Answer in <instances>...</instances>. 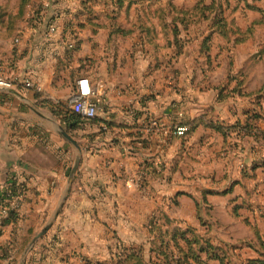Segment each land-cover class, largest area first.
<instances>
[{
  "label": "crops",
  "instance_id": "0c3cea01",
  "mask_svg": "<svg viewBox=\"0 0 264 264\" xmlns=\"http://www.w3.org/2000/svg\"><path fill=\"white\" fill-rule=\"evenodd\" d=\"M22 2L0 0V79L24 96L0 91V222L8 212L2 207L4 187L12 180L27 185L18 206L19 217L0 233V264H18L23 242L31 241L53 216L77 156L64 131L81 145L82 160L61 212L29 252L27 264H111L126 247L143 249V168L151 175L155 171L159 180L173 168L178 181L172 190L176 195H192L193 183L188 178L197 181L198 177L188 166L181 169L184 161L188 165L193 158L204 159L208 147L203 145L214 144L228 157L241 149L243 144L234 148L235 153L228 152L225 137L200 125L187 135L193 141L186 150L189 141L177 133L174 116L164 132H159L163 126L148 132L143 128V110L145 116L153 115L149 111L164 116L167 109L150 110L151 100L143 101L149 95L143 86L154 79L156 68L168 56L171 61H188L197 50L200 67L206 69L230 49L229 42L216 35L212 59L206 63L199 51L202 36L208 32L205 21L188 32L183 29L184 53L175 56L174 44L164 38L168 33L166 38L173 40L175 24L168 4L182 5L175 0H127L123 7L116 0H28L21 11ZM241 15L247 19L245 27L239 23ZM258 16L247 9L236 14L243 29ZM24 19L21 26L15 23L14 29H8L11 20ZM230 43L234 47L246 44ZM81 79L93 90L98 113L68 124L53 110L59 102L71 100ZM27 81L33 86H27ZM246 84L255 90L248 81ZM223 87L227 83L213 93L219 96ZM216 99L215 95L207 104L213 105ZM207 104L204 112L189 119L202 116ZM211 135L219 143H213ZM161 136H167L168 143ZM181 141L185 144L182 151L186 150L182 155ZM247 141L250 144L245 148L264 147L250 136ZM143 160L149 163L143 164ZM249 163L246 157L244 167ZM180 178H186L183 185L188 189L178 188Z\"/></svg>",
  "mask_w": 264,
  "mask_h": 264
},
{
  "label": "rangeland",
  "instance_id": "374dc122",
  "mask_svg": "<svg viewBox=\"0 0 264 264\" xmlns=\"http://www.w3.org/2000/svg\"><path fill=\"white\" fill-rule=\"evenodd\" d=\"M175 1L182 4L181 6H190L194 0ZM253 2L264 7V0H253ZM25 21L26 19L12 20V27L10 29L15 28V23L21 26V23ZM28 22L31 25L32 20H28ZM239 23L243 27L246 26L247 19L245 15L239 16ZM168 35L167 33L164 36L167 42H169L168 38H166ZM222 43L226 44L225 41H222ZM263 44L264 29L258 32L255 39L250 40L246 44L234 47V45L229 43L228 48L230 49L226 50L219 59L215 60L206 69L205 67H200V63L196 57V54H198L197 50L196 54H192L193 56L188 61H177L176 59L171 61L168 56L167 60H165L166 63H162L161 67L156 68L154 79L144 84V92L149 95L143 101L151 100L147 108L155 110L156 108L162 109L163 107H167L164 111V116L160 113V116L155 115L158 113L155 111H149L153 112V115H149L148 113L145 116L143 110V128L145 132L150 131L151 128L152 130H157L161 126L164 128L160 129L159 132H164L165 129L170 128L169 124L171 118L174 116L175 124H179L177 133L183 135L181 136V138H184L183 140L189 141L187 150L191 147L190 142L192 137L188 140L187 134H182L181 125L192 122L193 119H189L191 116L194 117L196 114L204 112L207 102L209 103L211 98H214L216 95V101L211 103L213 105L207 104L205 113L210 107H215L216 114L220 118L225 119L230 124L236 125L240 122L239 128L243 127V129L232 131L229 139L225 141L227 142L228 152L235 153L234 148L239 147V144L243 145L241 149L237 150L234 157H228L222 149H215L214 144L203 145L208 147L204 151V153H207L204 159L193 158L189 161L188 165L184 161L181 169L184 168L186 170L188 166L191 170L196 171L198 177L197 181H191L188 178V182L193 183L191 190L194 193H191L192 195H176L172 190V184L178 181L173 175V168L168 169L167 177H164L162 180L156 177L155 171L151 175L148 172H144L145 168H143V246L146 249L151 248V256L143 259V264H168L167 259L158 253V249L155 247V251H153L151 247L152 244L153 246L155 245L153 243L155 236L151 234L150 221L154 217H159L161 222H165L164 214H167L172 219L170 223L166 221V225H172L175 229L193 228L201 234V238L210 239L214 245L222 248L224 261L208 259V264H248L249 260L260 258V251L262 249L255 236L254 229L246 224L244 216L248 217L254 225L260 227L264 237V170L259 169L257 177L251 180H246L243 172L244 170H250L251 172L252 163L260 160V155H264V147L259 146L258 148L251 147L248 149L245 146H249L250 141L244 142L247 136L254 139V134L264 129V121L258 118L247 121L245 120L247 116L244 112L254 109V112L260 113L263 112L264 106L260 108L257 103L258 99L256 98L248 99L246 96L237 94L223 100L213 92L219 91L216 87L226 83V92L229 90L233 91L241 83L239 79L240 81L245 79V74L251 89L258 90L262 88L264 86V58L262 57V60L259 58V61L254 62L252 60L254 58L251 57L250 59L249 57L258 51L259 47ZM195 46V43H193L192 48H195ZM200 62H203L202 59ZM175 66L179 67L176 68ZM242 70L244 74H241ZM74 96L71 97V100H73ZM71 100H67V102ZM164 117L165 119L162 121ZM156 124H159V126L156 127ZM247 124L248 128H251V132L244 129ZM215 134L224 137L220 133L216 132ZM210 137L213 143L215 141L219 143L212 135ZM161 138L165 139L168 143L167 136H161ZM179 145L182 155L186 151H182L185 144L181 141ZM194 146L198 149L197 151L203 153L202 147L195 144ZM169 150L170 145L165 152L169 154ZM246 157L250 163L244 167ZM145 163L149 162L143 160V164ZM155 165L154 163L153 166ZM183 175H185L184 171L181 172V176ZM241 175V179L236 180H242L243 183L247 184L248 189L253 192L252 200L248 199V202L244 201L247 187L244 188L237 185L227 195L212 192L208 194L207 198L204 196L205 192H202L204 188H208L214 192L225 189L230 190L232 183L236 181L234 179ZM179 181L180 186L178 188L188 189L187 185H183L187 184L186 178H180ZM236 204L243 205L241 209L242 217H236L232 214V209ZM203 220L207 221V224L203 223ZM29 242L28 239L23 242L19 252L23 253ZM8 248V246L4 247V249Z\"/></svg>",
  "mask_w": 264,
  "mask_h": 264
},
{
  "label": "trees",
  "instance_id": "16d2710c",
  "mask_svg": "<svg viewBox=\"0 0 264 264\" xmlns=\"http://www.w3.org/2000/svg\"><path fill=\"white\" fill-rule=\"evenodd\" d=\"M127 0H116L117 6L123 7L126 5ZM146 1V0H145ZM153 1V0H151ZM28 0H23L20 9L23 10L24 5ZM241 9H247L258 13L259 16L256 17L251 24L243 29L239 25L236 14ZM168 11L172 12V21L175 26L173 28V40L169 43H173L175 46L174 55L181 56L184 53V41L180 35L182 34L183 29L188 32L196 24H202L206 21L207 34H204L201 39L200 46V55L204 58V61L209 64L211 61L213 52H214V41L216 35L221 36L227 42H234L235 45L246 43L251 39H255L258 35V32L264 29V7L251 2L250 0H198L193 7L187 6H177L173 2H169ZM12 20L10 21V24ZM12 26H9L10 29ZM157 37V34L148 33ZM167 34V33H165ZM150 37V36H149ZM194 39H196L194 37ZM264 58V44L260 46L258 51L253 55V58ZM241 74H244V71H241ZM245 79H243L238 86H236L233 91H227V87H223L219 98L226 100L232 95L246 96L250 99H258V106L263 108L264 103V86L258 90H250L248 88L246 74ZM236 93V94H235ZM56 110H53L57 116L63 118L68 124H73L82 119V117L73 111L70 107L69 101L59 102L56 104ZM247 118L245 120L258 118L264 121V109L263 112L256 113L254 109L244 112ZM200 125L205 127H211L217 132H220L225 137V140L229 139V135L234 130L243 129L239 128L240 122L238 124H230L225 119L220 118L216 114L215 107H210L208 111L196 118L192 123H185L181 126H184V133L191 136L193 131H195ZM73 126V125H72ZM244 129L251 132V128L247 126ZM183 133V134H184ZM254 139L264 143V129L258 131L254 134ZM225 143H227L225 141ZM250 170H244V178L251 179L255 178L258 175V171L261 168H264V156L257 161H254L251 165ZM235 185H241L244 188L247 187L246 183H243L242 180H236L232 183V188L230 190L222 191H213L210 189H205L204 196H208L210 193H219L221 195H227L234 190ZM26 184L19 182L18 180H12L9 185L10 191L6 188L3 190V199L2 207H7L8 212L0 222V233L4 226L8 223L15 221L19 217V208L16 205H12L13 195L19 194L26 188ZM203 192V193H204ZM253 192L250 191L247 187L245 193L244 201L251 200ZM249 199V200H248ZM243 205L236 204L232 209V214L236 217H242L241 209ZM165 222H161L159 217H154L150 221V228L152 235L155 236L153 243L155 244L152 249L155 251L158 249V253L162 254L166 259L168 264H208V259L224 261L222 256V248L214 245L210 239L201 238L200 233H198L193 228H173L172 225H166L167 223L172 222V219L167 214H164ZM244 221L247 225L252 227L255 231V236L258 240V243L261 247L260 258H255L249 260L248 264H264V237L262 231L258 225H254L248 217L244 216ZM203 223L207 224V221L203 220ZM125 249V250H124ZM123 251L119 252L115 260L111 264H143V259L149 258L151 256L150 249H146L143 246L141 249L138 246L126 247ZM152 251V252H153ZM143 255V257H142ZM226 256V254L224 253ZM133 261V262H132ZM94 264H110V263H94Z\"/></svg>",
  "mask_w": 264,
  "mask_h": 264
},
{
  "label": "water",
  "instance_id": "95a60500",
  "mask_svg": "<svg viewBox=\"0 0 264 264\" xmlns=\"http://www.w3.org/2000/svg\"><path fill=\"white\" fill-rule=\"evenodd\" d=\"M0 91L2 92H8L11 94H14L18 97H24L23 94H21L19 91H17L16 89L12 88L10 85H5V84H0ZM35 108V107H34ZM36 109V108H35ZM37 110V109H36ZM37 112L39 114H41L40 111L37 110ZM63 136L65 139H67L74 147L75 150L77 151V156L75 158L74 164L71 168V171L69 173V178L67 181V185L65 187V190L55 208V211L53 213V216L51 218V220L43 227V229L38 232L30 241V243L28 244V246L25 248L24 252L21 254V256L18 259V264H27V259H28V254L31 251V249L33 248V246L47 233L48 229L53 225L55 219L58 217L59 213L61 212L65 201L67 200L75 175L77 173V170L80 166L81 160H82V156H83V149L81 147V145L75 140V138L73 136H71L68 132L64 131L63 132Z\"/></svg>",
  "mask_w": 264,
  "mask_h": 264
},
{
  "label": "built area",
  "instance_id": "2783aa9c",
  "mask_svg": "<svg viewBox=\"0 0 264 264\" xmlns=\"http://www.w3.org/2000/svg\"><path fill=\"white\" fill-rule=\"evenodd\" d=\"M0 84L10 85L9 82L5 81L4 79H0ZM27 86H33L31 81L26 82ZM93 90L91 89L89 83L85 79H81L79 82V89L76 91L75 96L73 100L69 102L70 107L73 111L78 113L82 118H94L98 113V103L93 97ZM186 128L184 126H181V132L184 133ZM11 184V181L7 183V185L4 187L8 191L9 185ZM26 192V188L20 192L19 194L13 195V202L12 204L20 205L24 200V195Z\"/></svg>",
  "mask_w": 264,
  "mask_h": 264
}]
</instances>
